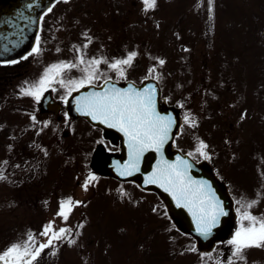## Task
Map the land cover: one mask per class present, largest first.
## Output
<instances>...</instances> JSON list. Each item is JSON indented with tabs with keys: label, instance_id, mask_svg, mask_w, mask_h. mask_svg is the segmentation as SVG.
<instances>
[{
	"label": "rangeland",
	"instance_id": "374dc122",
	"mask_svg": "<svg viewBox=\"0 0 264 264\" xmlns=\"http://www.w3.org/2000/svg\"><path fill=\"white\" fill-rule=\"evenodd\" d=\"M50 13L61 18L51 23L47 39L43 35L49 44L42 40L40 52L30 56L28 75L0 85V251L55 221L54 227L70 231L35 264H207L191 239L173 229L153 193L105 178L85 190L100 134L69 119L64 109L41 113L40 101L22 89L49 64L75 61L77 49L86 58L109 59L136 51L128 78H156L163 100L198 121L193 127L183 119L175 147L188 153L203 139L207 160L235 200L257 199L251 211L264 215V0H211V10L209 0H156L147 10L142 0H68ZM101 67L115 79L113 70ZM80 75L78 68L66 72ZM58 88L56 101L65 91ZM67 126L76 134L63 136ZM67 196L82 203L65 221L57 212ZM216 254L209 257L211 264L223 260Z\"/></svg>",
	"mask_w": 264,
	"mask_h": 264
},
{
	"label": "snow or ice",
	"instance_id": "6c2138e0",
	"mask_svg": "<svg viewBox=\"0 0 264 264\" xmlns=\"http://www.w3.org/2000/svg\"><path fill=\"white\" fill-rule=\"evenodd\" d=\"M143 2L146 10L156 7V0H143ZM209 4L211 10V0ZM51 10V7L47 9L49 12ZM84 35L87 37L88 33ZM39 45L40 36L37 35L36 45L31 52L39 53ZM84 47H87V44ZM77 51L79 55L75 61L59 60L49 64L37 81L22 89V94L26 93L39 102L48 89L60 85L65 90L60 99L67 104L74 91L90 86L91 90L81 92L74 97L76 111L123 134L128 158L123 163L115 162L116 171L123 177L140 172L145 153L150 150L155 152L157 154L155 164L151 171L146 173L144 183L158 185L168 193L177 207L186 209L191 215L195 231L203 237L210 236L221 223V218L228 215V210L216 194L210 180L192 175L196 158H211L207 150L208 144L198 138L195 149L189 151L187 156L181 154L174 160L168 159L165 155V145L173 139L176 118L171 113L163 114L158 111L156 86L153 84L137 86L134 82H130L127 87H120L113 82V76L105 75L106 69L101 67L103 63L107 65V70H113L116 80L127 79V67L132 65L138 53L130 51L125 57L109 59L105 56L86 58L82 49ZM0 62L15 63L16 61ZM163 63L164 60L160 59V64ZM76 68L81 72L79 77L66 76V72L70 73ZM151 75L150 68L149 76ZM99 80L104 81L102 87L96 86ZM181 107H183L182 102ZM65 115L67 116L68 113L66 112ZM31 119L36 121V115L32 114ZM183 119L193 127L198 122L191 112H186ZM43 123L47 125L49 121ZM0 178H3L2 174ZM97 179L96 173L90 171L84 180V189L87 190L89 184ZM81 203L80 200H73L72 196L61 198L57 215L67 221L73 207ZM237 203L240 205L236 209L237 227L231 238L226 241L231 246L228 264L245 261V249L251 246L264 247V215L258 216L251 211L258 200L242 199ZM54 224L55 221H49L39 234L29 231L27 239L13 242L0 251V264H35L37 257L46 247L52 245L54 241H60L70 231L63 226L56 228ZM38 235L46 236L47 240H38ZM69 242L74 241L69 240ZM218 264H224V261L221 260Z\"/></svg>",
	"mask_w": 264,
	"mask_h": 264
},
{
	"label": "water",
	"instance_id": "95a60500",
	"mask_svg": "<svg viewBox=\"0 0 264 264\" xmlns=\"http://www.w3.org/2000/svg\"><path fill=\"white\" fill-rule=\"evenodd\" d=\"M57 0H0V61L17 60L28 54L36 44V36L39 32L40 18L43 13L51 7ZM31 5V7H29ZM120 87H127V82H115ZM136 84V83H135ZM153 84L157 89V109L163 114L171 113L176 118V126L173 128V139L165 145V155L170 160H174L177 155L183 154L179 149L174 147V139L182 125L180 110L167 103H161L162 91L159 82L149 78L137 86H147ZM102 85L97 87H102ZM91 90L90 86H85L72 93L69 97V102L66 104L68 114L73 119L85 118L92 125L102 128L105 132V137L113 143H120L119 152H106L102 146H98L92 156L91 165L103 176L113 177L121 181L135 182L138 186L146 191L155 192L158 197L164 202L168 215L175 226L184 234H189L197 241V247L200 251H211L217 242H223L230 238L236 228V214L234 211V203L228 192L227 186L220 181L214 173L211 165L207 161L196 162L192 169V175L197 178L203 177L212 182L216 194L224 202L225 208L228 210V215L221 218V223L213 230L208 237H203L195 231V224L191 215L186 209L177 207L171 196L158 185H149L144 183V177L147 172L151 171L155 164L157 154L153 151L145 153L141 171L123 177L116 171L115 162L123 163L127 160V145L124 141L123 134L117 129L103 125L98 121L91 120L90 117L83 113L77 112L75 107L74 97L81 92ZM52 109L56 112L59 108L55 104ZM187 156V154H183Z\"/></svg>",
	"mask_w": 264,
	"mask_h": 264
},
{
	"label": "flooded vegetation",
	"instance_id": "af4514ba",
	"mask_svg": "<svg viewBox=\"0 0 264 264\" xmlns=\"http://www.w3.org/2000/svg\"><path fill=\"white\" fill-rule=\"evenodd\" d=\"M60 2H63V1H59L58 3H60ZM59 18H61V17L57 16L56 13L55 14L46 13L44 15V17L42 18V21H41V30H40V35H39L40 36V42H41V40L45 39L44 36H43L45 33H46L45 35H46V39H47L48 30L53 27V25L51 23L58 22ZM46 39H45V41H46V43H48ZM28 64H29V60L27 58L22 59L20 61H17L15 63L3 64V67H4L5 71L8 73L7 75H11V76H7V78H6V76L5 77L4 76H0V78H1L0 79V84H2L4 81L6 83L12 81L13 77H22L23 75H25L26 74L25 73L26 72V67L28 66ZM2 77L4 79H2ZM49 91H47V94H48ZM58 102H60V101H58ZM42 104H43V101H42L41 104H39V109H40L41 113H45L46 112L45 114L48 115V116H52V115H57L58 114V113L57 114L49 113L46 109L43 108ZM48 106H50V105L49 104H45V107H48ZM61 110H63L62 102H61L60 111ZM61 116L62 115H58V117H56V118L58 120H60ZM70 130L73 132V134L75 133V131L73 130V128L71 126H69V128L67 126V129H65V131H63L62 135L65 136V137L66 136L68 137L70 135V132H71ZM95 131H96V134H100V136L102 138V136H103L102 131L101 130L99 131L98 129H95ZM79 134L83 135L82 133H79ZM101 141H102V139L99 140V142H101ZM105 147L107 149L108 147H112V145L108 141H106ZM113 149L115 150V148H113ZM223 252H224V259H227L231 255V246L228 245L227 248H225V250H223ZM217 253H221V250H218ZM247 254H249V255H247ZM245 256H246V260L245 261H241V262L239 261V263H241V264H264V247H262V246H251V247L245 249ZM218 258H220L219 255H218Z\"/></svg>",
	"mask_w": 264,
	"mask_h": 264
},
{
	"label": "trees",
	"instance_id": "16d2710c",
	"mask_svg": "<svg viewBox=\"0 0 264 264\" xmlns=\"http://www.w3.org/2000/svg\"><path fill=\"white\" fill-rule=\"evenodd\" d=\"M209 24H211V23H209ZM183 111H185L184 109H183ZM184 113V112H183ZM185 114V113H184Z\"/></svg>",
	"mask_w": 264,
	"mask_h": 264
}]
</instances>
